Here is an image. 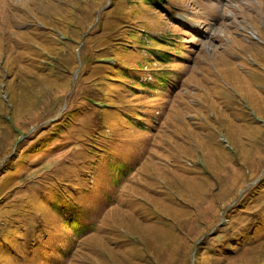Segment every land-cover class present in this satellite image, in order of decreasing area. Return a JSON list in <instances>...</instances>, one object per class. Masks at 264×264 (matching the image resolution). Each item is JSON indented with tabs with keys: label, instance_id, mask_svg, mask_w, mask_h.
Returning <instances> with one entry per match:
<instances>
[{
	"label": "rangeland",
	"instance_id": "1",
	"mask_svg": "<svg viewBox=\"0 0 264 264\" xmlns=\"http://www.w3.org/2000/svg\"><path fill=\"white\" fill-rule=\"evenodd\" d=\"M165 1L0 0V264H264V0Z\"/></svg>",
	"mask_w": 264,
	"mask_h": 264
},
{
	"label": "trees",
	"instance_id": "2",
	"mask_svg": "<svg viewBox=\"0 0 264 264\" xmlns=\"http://www.w3.org/2000/svg\"><path fill=\"white\" fill-rule=\"evenodd\" d=\"M142 1L144 3L150 5V7L155 8L158 11H161L163 13L166 12V6H167L168 2L165 1V0H142ZM137 2H139V1H136L135 3H137ZM150 40H155V39L154 38L153 39H149V41ZM158 40H162V39L160 38ZM20 46L21 45H16V46L13 47V49H14V51H12L13 53L11 55H7V56H9L8 59H7V56L4 58L2 65H0V69H6L8 71L9 68H13V70L15 72V75H16V79L15 80H19L20 79V82H24V84L25 83H30V84L34 83V85H35V84H37V81H35L32 76L33 75L40 76V74H39V70L41 68V65H39L40 60H41V57L39 56L40 53L37 52L34 49L35 47L31 43L27 45V48H25V50L20 49ZM149 52H151V51H149ZM28 53L32 54L31 58L27 57ZM33 53L36 54L35 55V59L33 57L34 56ZM168 53H169V51H165V55H164V57L162 56V58L164 59L165 57H167ZM165 60H166V62H169L168 59H165ZM23 61L26 62L25 65L23 64ZM11 74L12 73H9V71H8V74H7V77H6L7 79L5 80V82L8 79H11V77H12V75L14 73L12 75ZM28 78H29L28 82L24 81L25 79H28ZM159 78L161 80L166 79L163 75H160ZM4 86H5V83H4ZM29 88L32 89L33 87H29ZM24 97H25V99H26V101L28 103L36 101L35 97L32 96L31 92L25 93ZM69 211H70V213H69L70 214L69 215L70 218L65 220L66 224H68L71 228H75V226H77V225H79V227H80L82 225L81 224L82 220H81L80 217L77 216L78 215L77 212L75 213L73 210H69ZM126 214H127V212H126Z\"/></svg>",
	"mask_w": 264,
	"mask_h": 264
}]
</instances>
